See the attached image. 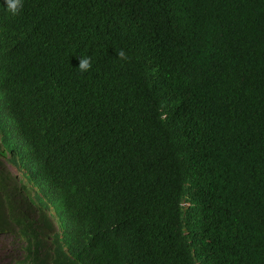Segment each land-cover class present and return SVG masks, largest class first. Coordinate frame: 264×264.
<instances>
[{
    "label": "trees",
    "instance_id": "1",
    "mask_svg": "<svg viewBox=\"0 0 264 264\" xmlns=\"http://www.w3.org/2000/svg\"><path fill=\"white\" fill-rule=\"evenodd\" d=\"M3 7L0 86L47 183L88 212L67 242L68 222L60 236L8 212L0 174V234L24 249L14 264L48 263L58 240L71 264H264V0Z\"/></svg>",
    "mask_w": 264,
    "mask_h": 264
},
{
    "label": "clouds",
    "instance_id": "2",
    "mask_svg": "<svg viewBox=\"0 0 264 264\" xmlns=\"http://www.w3.org/2000/svg\"><path fill=\"white\" fill-rule=\"evenodd\" d=\"M4 12L10 17H17L23 13L25 0H3ZM118 58L126 60L127 56L123 50L118 53ZM1 58V56H0ZM91 56H79L78 69L81 73H87L92 69ZM25 85H20V94L24 97ZM15 97L8 98L0 86V174L8 181L7 197L2 200L11 214L28 211L36 216L49 220L53 225V232L60 236L65 232L61 228V221L69 223L66 229L67 242L84 230L81 221L87 222L88 212L84 209L78 215L69 211L65 200H61L54 189L47 183L45 171L40 167L37 154L29 144L26 135L27 128L20 127L12 113ZM50 143V141H49ZM0 195L2 188L0 187ZM76 218V224L72 225L69 218ZM54 237L48 238V245L54 244ZM72 242V241H71ZM71 243H63L58 240L54 248L60 247L59 256L48 255L45 264H71L74 255L69 249ZM39 253H43L40 249ZM43 259H39L41 261Z\"/></svg>",
    "mask_w": 264,
    "mask_h": 264
},
{
    "label": "rangeland",
    "instance_id": "3",
    "mask_svg": "<svg viewBox=\"0 0 264 264\" xmlns=\"http://www.w3.org/2000/svg\"><path fill=\"white\" fill-rule=\"evenodd\" d=\"M24 255L22 243L8 233L0 234V264H14Z\"/></svg>",
    "mask_w": 264,
    "mask_h": 264
}]
</instances>
